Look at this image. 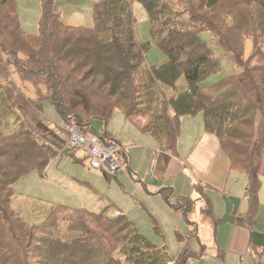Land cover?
Returning a JSON list of instances; mask_svg holds the SVG:
<instances>
[{
    "label": "trees",
    "instance_id": "trees-1",
    "mask_svg": "<svg viewBox=\"0 0 264 264\" xmlns=\"http://www.w3.org/2000/svg\"><path fill=\"white\" fill-rule=\"evenodd\" d=\"M139 1L152 40L166 55L158 65L144 63L147 45L135 36L131 0L93 3L94 26L66 24L52 0H41L37 34L22 30L14 0H0V264H189L196 255L180 239L170 257L124 214L58 204L38 224L21 219L10 205L13 185L32 172L42 175L49 156L16 107L41 110L44 101L64 123L88 133L92 120L105 126L114 109L128 120L142 117V133L169 153L176 152L180 118L201 112L204 131L214 134L230 169L246 175L248 208L237 220L253 221L264 176V0ZM202 32H211L238 67L211 84L204 81L222 70L221 57ZM181 76L186 88L174 92ZM19 78L32 84L34 97L23 94ZM202 198L201 212L211 217L210 200L203 192ZM195 203L180 196L173 207L196 235L189 219Z\"/></svg>",
    "mask_w": 264,
    "mask_h": 264
},
{
    "label": "rangeland",
    "instance_id": "rangeland-1",
    "mask_svg": "<svg viewBox=\"0 0 264 264\" xmlns=\"http://www.w3.org/2000/svg\"><path fill=\"white\" fill-rule=\"evenodd\" d=\"M14 1L16 2L17 15L20 17L19 20L21 19L22 22V30L29 34H37L38 18L41 14V0ZM52 1L54 11L60 15L62 21L66 24L94 26L92 3H95L98 0ZM131 6L135 18V36L138 41L147 45V48L143 51L144 63L147 66L161 64L166 60V55L162 52V50L155 46L152 40L146 11L139 0H131ZM211 34V32H202L200 35L203 39L208 40L209 46L214 50L215 54L221 57L222 70L211 75V77H208L204 81V84L214 83L218 79L238 70V67L230 60L229 55L218 46L214 39H211ZM251 48L250 44L245 46V56L248 55ZM16 83L24 95L34 97L32 84L24 82L20 80V78L17 79ZM161 87H163L167 95L173 93L171 88L164 85H161ZM185 88L186 82L184 77L181 76L176 82V89L174 92L184 91ZM39 111L41 114H46L47 117H51V119L57 124H61L63 122L60 114L57 112L58 110H56L53 104L49 101H44L42 108ZM17 112L20 114L18 109ZM123 117V113L120 110L114 109L106 123V129L110 132L109 128H115L117 133L130 137L133 134L135 125L142 117H136L133 120H125ZM201 118V112L194 116L186 115L185 117L182 116L180 118V130L177 137V146L179 137H181L183 141H185L183 138L186 136L190 138V141L195 139V134L201 132L204 128ZM20 121H22L23 124L26 123L25 119L21 116ZM104 124L105 123L100 119H94L90 124V130H94L96 133L98 130L105 127ZM146 137L151 136L147 135ZM71 153H75L78 160L72 157L69 150H65L63 152V156L54 160L52 164V167H54L52 172H61L60 181L57 179H49L48 177L43 178L36 172H32L14 183L13 189L15 193L12 195L14 202L13 200L12 202L10 201V205L12 209L16 208L20 210V216L23 221L28 224H38L49 214L51 209L58 204L75 208H85L88 210L93 209L96 213L103 214V207L99 205L95 206V204H97V200H95V198H91L92 200L88 199L90 198L91 193L85 190L83 183H79V179L83 180L82 178H85L87 171L94 172L89 165V158L83 157L81 151L74 152L72 150ZM253 153L254 152H252L251 155H253ZM230 171V177H232V175L237 177V180L233 181V185L240 196L237 195L238 193L232 190V188L231 191L227 188L226 193L229 194L227 196L226 194L223 195L215 190L209 191L207 196L215 211L211 217L206 216L199 211V207L200 205L202 206L203 201L198 198L196 200V209L192 212L193 214L191 213L189 216V219L197 224L196 235L191 234L193 225L189 224L182 214L176 211L178 213L177 216L179 215V218L177 219L179 220V225H176L173 221H171V224L164 222V220L160 221V218L158 216L157 218L155 215L154 217L157 219V224L154 223L151 218L146 219L144 223L139 222L138 226L144 233L143 236L146 237L154 246L165 248L170 257L177 255L183 244L180 239H183L196 254L193 258L189 259V264H264V256H260L259 254H263L264 251V176H260V183L257 188V204L253 224L250 228H246L250 231V235L246 238L247 250L243 254H236L233 251H228V246L231 241L232 224L235 221V216L232 214L231 208L232 206L239 205L242 202L248 203L247 198H243V194L246 193L247 182L246 175L241 171L235 169H231ZM50 174L48 176H50ZM117 176L120 177V174L118 173ZM238 179H242V190L240 189ZM111 181L112 185L118 188L115 186L116 182L114 180ZM48 183L49 187H46ZM36 185H41L38 190L35 188ZM205 185L206 184L204 183V188H206ZM212 188L215 187L212 186ZM81 195H83V197ZM83 198H85V200H82ZM165 202L169 204L166 200ZM163 204L166 209L172 211L170 207L165 205V203ZM93 206H95V209ZM155 213H157L156 210ZM240 214L245 217V213H243V211ZM106 216L111 217L113 215L107 214ZM218 218L221 220V224L215 221V219ZM64 225V223H61V229H64ZM154 226L158 229H155ZM246 253L249 255L245 256L244 254Z\"/></svg>",
    "mask_w": 264,
    "mask_h": 264
},
{
    "label": "crops",
    "instance_id": "crops-1",
    "mask_svg": "<svg viewBox=\"0 0 264 264\" xmlns=\"http://www.w3.org/2000/svg\"><path fill=\"white\" fill-rule=\"evenodd\" d=\"M19 22L22 28L21 19ZM16 108L20 112L19 115L25 119L35 140L46 150L49 156L45 171L42 175L37 174L43 178L48 177L60 181L61 172H52L54 170V167H52L54 160L61 158L65 150H69L72 157L78 160L75 153H71L72 150L67 146L65 123L57 124L51 117L41 114L39 110L32 107L17 106ZM123 118L126 120L125 117ZM144 124L145 120L141 118L135 125L133 134L130 137L117 133L115 128H109V132L106 125L96 133L94 130L89 131V133L99 137L106 135L105 138L120 143L124 147V155L128 163L127 171L119 173L120 177L117 176L118 174L106 175L104 172L90 166L94 172L87 171L85 178H82L83 180L79 179V183H83L85 190L91 193L88 199L95 198L97 200L95 206L103 207V214L126 215L143 235L144 233L139 229L138 223H144L146 219L151 218L157 224L154 215L158 216L160 221L164 220V222L170 224L173 221L176 225H179V220H177L179 215L177 216L178 213L176 212L178 210L173 207V204L177 202L180 196L190 197L195 199V202L199 198L203 201L202 206L204 207L205 201L202 198V192L206 196L212 190L227 196L229 195L226 193L227 188L229 191L232 188L237 192L233 185V181L237 180V177L234 175L230 177L229 159L221 150L214 134L205 132L203 128L201 132L195 134L194 140L190 141V138L186 136L183 138L187 141L185 142L179 137L178 146L176 141V152L169 153L161 150L155 139L146 137L147 135L142 133L140 128ZM82 154L83 157L87 158L84 153ZM49 174L50 176H48ZM111 180L116 182L115 186L119 189L112 185ZM238 182L242 190V179H238ZM204 183L206 188L203 186ZM40 186L36 185L35 188L38 190ZM212 186L215 188H212ZM46 187H49V183ZM237 195L240 196L239 193ZM81 196L83 197V195ZM245 197V194H243L244 199ZM12 200L14 202L13 196L10 201L12 202ZM82 200H85V198ZM163 203L170 207L172 211L166 209ZM210 205L212 214H214L215 211L211 201ZM95 206H93L94 209ZM202 206L200 205L199 211L203 208ZM247 208L248 203L244 202L231 208L235 221L231 229L229 252L243 254L247 250L246 238L250 235V231L246 228L250 227H246L243 224L244 221L237 220V217L242 215L240 213L242 211L245 213ZM14 210L19 214L21 213L16 208ZM155 210L157 213H155ZM180 214L182 213L180 212ZM216 222L221 224V220H216ZM252 224L253 221L250 226ZM154 228L158 229L156 226Z\"/></svg>",
    "mask_w": 264,
    "mask_h": 264
},
{
    "label": "built area",
    "instance_id": "built-area-1",
    "mask_svg": "<svg viewBox=\"0 0 264 264\" xmlns=\"http://www.w3.org/2000/svg\"><path fill=\"white\" fill-rule=\"evenodd\" d=\"M64 127L67 131L68 148L74 152L84 153L89 158V165L92 168L100 170L106 175L127 171L128 163L124 155V147L120 143L88 133L83 127L73 124V122L65 123ZM243 224L246 227L250 226L247 221H244ZM244 255L248 256L249 254ZM262 255L264 256V251Z\"/></svg>",
    "mask_w": 264,
    "mask_h": 264
},
{
    "label": "bare ground",
    "instance_id": "bare-ground-1",
    "mask_svg": "<svg viewBox=\"0 0 264 264\" xmlns=\"http://www.w3.org/2000/svg\"><path fill=\"white\" fill-rule=\"evenodd\" d=\"M142 43V42H141Z\"/></svg>",
    "mask_w": 264,
    "mask_h": 264
}]
</instances>
